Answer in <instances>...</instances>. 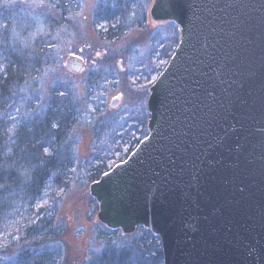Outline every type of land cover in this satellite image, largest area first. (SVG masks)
<instances>
[{
    "label": "water",
    "instance_id": "obj_1",
    "mask_svg": "<svg viewBox=\"0 0 264 264\" xmlns=\"http://www.w3.org/2000/svg\"><path fill=\"white\" fill-rule=\"evenodd\" d=\"M149 15L180 39L148 134L89 186L98 219L150 230L163 264H264V0H153Z\"/></svg>",
    "mask_w": 264,
    "mask_h": 264
},
{
    "label": "rangeland",
    "instance_id": "obj_2",
    "mask_svg": "<svg viewBox=\"0 0 264 264\" xmlns=\"http://www.w3.org/2000/svg\"><path fill=\"white\" fill-rule=\"evenodd\" d=\"M72 1L65 12L50 0L0 2V71L9 42L28 47L38 43L45 49L44 60L29 68L5 117L16 122L43 112L55 89L68 91L79 106V123L71 137L76 157L71 182L61 189L51 184L34 211L28 204L17 205L6 216L0 227V264L25 256L26 250L50 252L51 264H88L105 249L124 247L142 235L138 229L123 234L100 222L99 205L89 192L90 170L113 162L110 158L125 153L140 130L148 131L149 89L173 55L180 28L172 21L153 22V0H138L137 13L145 14L146 20L136 14L131 17L135 23H125L119 39H104L99 28L105 23H95L94 17L106 0ZM75 58L83 62V70L66 65ZM117 96L120 104L111 107ZM53 214V236L28 232L49 224ZM40 215L43 222L38 226ZM155 243L161 246L159 238Z\"/></svg>",
    "mask_w": 264,
    "mask_h": 264
},
{
    "label": "trees",
    "instance_id": "obj_3",
    "mask_svg": "<svg viewBox=\"0 0 264 264\" xmlns=\"http://www.w3.org/2000/svg\"><path fill=\"white\" fill-rule=\"evenodd\" d=\"M5 1L10 0H0L1 3ZM50 2L56 3L55 7L62 12L73 6L72 0ZM138 7V0L101 2L94 17L95 23H105L99 28L100 36L104 39H119L127 27L135 23L132 18H135L136 14L139 15ZM146 18L145 14L139 15L142 22ZM125 23L129 25L125 27ZM24 46L9 42L1 60L3 68L0 71V227L17 205L28 204L34 211V206L44 199L51 184L58 189L65 188L70 184L74 174L76 157L71 137L79 123V106L72 94L68 91L60 93L55 89L43 112L23 117L16 122L5 117V111L13 103L14 98L16 99L17 92L27 80L29 68L40 66L44 60L45 49H42L41 45L38 46L37 43L34 47ZM138 133L137 141L132 145L130 141L125 153L120 152L119 156L110 158L113 162L105 161L104 164L101 163L97 168L90 170L92 181L97 180L117 162L126 159L148 131L145 128ZM42 211L43 209L39 210L38 214ZM48 213L45 211L44 214ZM52 216L49 224L40 225L43 222L40 215V223L37 224L40 228L34 226L28 232H35V235L43 237L53 236L54 214ZM138 230L142 235L130 244L107 248L88 264H163L160 243L157 245L155 243L158 237L144 227H138ZM25 253V256L8 264L52 263L48 251L40 254L35 250H26Z\"/></svg>",
    "mask_w": 264,
    "mask_h": 264
},
{
    "label": "flooded vegetation",
    "instance_id": "obj_4",
    "mask_svg": "<svg viewBox=\"0 0 264 264\" xmlns=\"http://www.w3.org/2000/svg\"><path fill=\"white\" fill-rule=\"evenodd\" d=\"M78 61H80V62L83 64V62H82L80 59L75 58V59H73V60H71V61H68V62L66 63V65H68V66H70V67L72 68V65H71V64H73V63H75V62H78ZM72 69H73V68H72Z\"/></svg>",
    "mask_w": 264,
    "mask_h": 264
}]
</instances>
